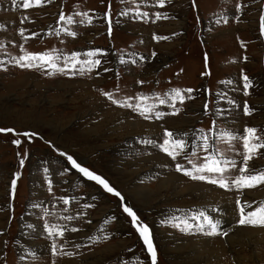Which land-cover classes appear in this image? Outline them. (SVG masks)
<instances>
[{
	"label": "rangeland",
	"instance_id": "374dc122",
	"mask_svg": "<svg viewBox=\"0 0 264 264\" xmlns=\"http://www.w3.org/2000/svg\"><path fill=\"white\" fill-rule=\"evenodd\" d=\"M193 2L197 7H193ZM240 2L245 5L242 15H233L237 0H170L162 9L168 19L143 23L118 17V10L132 4L127 0L123 5L119 0H111L114 26L109 38L102 16L109 0H51L50 4L45 0L43 6L30 9L13 4L12 0H0V61L6 69L0 70V128L14 129L12 133H0V264H51L49 242L41 234L43 214L39 208L29 207L34 202L49 206L51 197L44 183V167L49 168L48 176L53 181L56 196L67 194L79 201L74 200L67 206L52 201L55 207L50 210L57 216L48 219L56 222L58 216L65 214L60 210L68 207L70 212L66 214L77 217L68 222L69 226H76L80 231L68 233L67 238L87 245L78 249V256L56 257V264H121L122 260L125 264H139L140 260L150 264L119 199L71 169L54 149L73 155L121 192L125 203L150 225L158 264H264V228L234 224L237 218L234 192L191 181L176 173L173 167H161L171 164L170 158L158 148L138 143L148 137L162 142L165 127L176 132L207 128L213 117L203 115L204 88L211 90L214 100L216 92H227L241 103L247 99L256 109L250 117L243 116L242 111L239 114L233 111L230 121L235 123L229 122V127L241 132L245 124L264 127V37L259 35L264 0ZM61 5L66 13L75 5H79L80 10H95L98 18L92 25H72V30L78 33L75 38L47 35L48 26H55ZM141 10L151 14L160 9L149 4L141 5ZM224 14L230 17L227 24L219 19ZM25 16L28 19L22 24ZM116 20H120L119 25L115 24ZM21 27L28 29L27 40L19 35ZM32 31L39 35L31 37ZM153 34L169 38L156 41L152 39ZM20 45L33 52L56 48L65 54L99 47L104 50V66L120 72L119 81L115 72L104 73L103 67L94 70L91 79L87 74L83 77L47 76L46 69H20L11 62V57L20 54ZM118 50H123L125 59H130L128 53H135L132 58L136 63L119 65ZM241 69L254 84L248 97L231 91L233 85L220 83L227 79L238 83ZM96 71L100 72L99 76ZM138 79L146 83L135 84ZM117 83L120 97L137 92L162 93L170 87H190L196 90L195 98L186 101L177 115L144 121L112 105L97 91L98 88L113 90ZM217 106L227 107L226 101L219 99ZM159 108L168 111L167 106ZM24 132L36 135L26 137ZM14 139H20L21 144H13ZM234 146L239 149L240 142H235ZM217 147L226 149L223 143ZM26 150L27 158L24 157ZM186 151L192 149L189 147ZM225 154L233 155L227 151ZM21 158H25L23 167L19 166ZM255 166H264V157L256 158ZM17 171L21 175L13 200L10 181ZM170 179L173 182H169ZM163 183L168 185L167 189L161 187ZM242 199H264V187L244 190ZM85 203L94 207L83 209ZM216 204L223 214H212L222 219L223 228L230 229L226 237L185 233L160 223L173 213L182 215V210ZM81 210L85 213L84 219L79 218ZM108 217H114L103 225L109 238L95 243L88 241L87 237L97 234ZM28 224L34 227L29 229ZM205 241L209 243L210 252L203 247ZM23 249L35 252L37 259L26 256L24 262L19 261L20 255H26Z\"/></svg>",
	"mask_w": 264,
	"mask_h": 264
},
{
	"label": "snow or ice",
	"instance_id": "6c2138e0",
	"mask_svg": "<svg viewBox=\"0 0 264 264\" xmlns=\"http://www.w3.org/2000/svg\"><path fill=\"white\" fill-rule=\"evenodd\" d=\"M47 3H51V0H46ZM123 5L126 0H119ZM132 4V7H123L117 11L118 17L129 18L132 21H142L143 23H155L158 20L168 19L167 13L162 11L166 3H170V0H127ZM13 4H18L23 9H30L34 6H43L45 0H12ZM156 7L160 10L153 13L141 10V5ZM193 7L197 5L193 2ZM245 5L237 0L234 5L233 15L240 13L242 15ZM104 22L107 24V35L111 38L113 33V20H112V5L109 0L108 6L102 14ZM98 18L95 10H80L79 5H75L73 10L66 13L61 5L58 12V18L55 21V26L49 25V31L47 35H55L57 37L61 34L75 38L78 33L72 30L71 26L74 24H87L92 25L94 19ZM28 17H24L21 23L27 20ZM219 19H223L224 23L229 22V15L224 14ZM217 19V23L219 22ZM116 25L120 24V20L115 21ZM28 29L21 27L19 29V35L25 40L28 39L25 33ZM31 37L39 35L38 32L32 31ZM175 35V33L173 34ZM259 35L264 37V9L261 10L259 16ZM169 37L161 35H152V39L156 41L166 40ZM135 53H128L130 59H125L123 50H118L117 58L119 65L135 64ZM156 53L153 52L152 56ZM141 60L144 57H140ZM207 60V57L205 58ZM244 59H247L245 57ZM11 62L20 69H37L45 70L44 74L47 76H53L55 74H62L65 76L83 77L88 75L89 79L92 78V73L100 67H103L104 73L115 72L117 81L120 78V72L113 68L104 66L105 54L104 50L99 47H91L83 53L79 51H72L70 54H65L62 50L53 48L51 50H44L40 52H33L26 50L23 45H20V54L11 57ZM3 61H0V70H6L3 68ZM207 68V64H206ZM97 76L100 75L99 71H96ZM210 73H201L205 75ZM146 82L143 80H136L135 84L144 85ZM159 83V81H156ZM221 84L233 85L230 89L233 92L242 93L244 97L251 95L250 89L254 87L253 81L243 69L240 71L239 82H234L231 79L220 81ZM242 85V87H241ZM100 96L105 98L112 105H115L121 109L128 110L135 117H139L144 121H159L168 115H177L183 110V105L186 101H191L195 97L193 95V88L182 87H170L169 89L161 92L152 91L150 94L143 92H137L134 95L119 96L120 87L119 83L116 84L113 90H104L98 88ZM206 98L203 101V115L213 117L207 128H199L190 130L188 132H176L163 129L162 142H157L154 138H142L138 140V143L143 145H151L154 148H158L160 152L166 154L170 158L171 164H162L161 167H173L176 173L182 174L194 182H202L207 185L215 186L218 189L225 192H234V211L236 213V219L234 224L236 226H250L264 228V199L259 201H248L242 199L244 190L255 189L258 186L264 187V166H255V160L259 157H264V127L249 126L245 124L242 132L238 129H234L228 126V123H235L230 121V117L233 111H237V114L242 111L243 116L250 117L256 109L251 106L247 99L241 103L239 100L229 96L227 92H216L215 97L211 98V90L204 88ZM219 99L226 101L227 107H218ZM179 105V106H178ZM159 106H167L168 111L160 110ZM224 121L221 125L218 121ZM12 128H0V133H12ZM24 136L31 137L36 135L35 133L24 132ZM240 142V148H235V142ZM15 145H20V139H14L12 141ZM49 146L51 142L45 141ZM225 144L226 149L221 150L217 147L218 144ZM191 148V152H187L186 149ZM58 152L60 157H64L67 164L71 166L77 173L81 174L87 181L94 182L104 192L109 193L117 197L120 201V207L122 211L130 218V224L135 232L138 234L139 240L142 242L144 250L147 253L150 264H158V252L154 244V238L152 230L149 224L145 223L134 211L133 207L125 203V197L119 190L111 186L109 181L101 174L91 170L89 167L84 166L81 162H78L73 155L68 154L65 151L54 149ZM231 152L233 155L228 156L225 153ZM201 153L203 154L201 156ZM19 156L20 154L17 153ZM27 150L24 153V157L27 158ZM25 158L19 159V166L23 167L25 164ZM68 169L65 168L64 172ZM44 183L46 184V190L49 193L51 199L49 206L44 207L40 203H31L30 208H39L42 212V232L41 234L49 242L48 252L50 254L51 264H56V257L72 258L80 255L78 249L86 247L80 243H75L67 238L68 233H77L80 228L76 226H69L68 222H71L77 217L67 215L70 212L68 207H63L60 211L65 213L57 217L56 222H52L48 217H56L57 213L53 210L55 205L52 201L62 204L64 206L69 205L74 200L75 196H69L63 194L56 196L53 192V181L49 178V168L44 167ZM235 173V175H232ZM21 173L19 171L12 174L10 181V194L14 200L15 191L18 185V178ZM63 175V172L61 173ZM92 199H96L93 197ZM79 203L78 200H76ZM255 205V206H254ZM94 207L93 204L85 203L83 209ZM11 208V204H9ZM181 211V210H178ZM184 214L176 215L175 213L164 217L160 223L161 225H170L171 227L179 229L185 233H199L206 237L221 236L226 237L229 234L230 229L222 227V219L218 215L212 213L223 214V210L219 204L206 205L198 207L196 209L182 210ZM79 218L84 219L85 213L81 210L79 212ZM9 216V222L11 220ZM114 217H108L105 219L98 230L97 234L89 235L87 240L95 243L100 240H107L109 236L105 233L103 225L108 223V220ZM27 228L32 229V224L26 225ZM4 246H7V241L4 242ZM26 255H20L19 261L24 262L27 257H31L33 260L37 259L35 252L29 249H23ZM6 259V258H5ZM121 264H125L122 260ZM139 264H144L143 260H140Z\"/></svg>",
	"mask_w": 264,
	"mask_h": 264
},
{
	"label": "bare ground",
	"instance_id": "6f19581e",
	"mask_svg": "<svg viewBox=\"0 0 264 264\" xmlns=\"http://www.w3.org/2000/svg\"><path fill=\"white\" fill-rule=\"evenodd\" d=\"M128 144V143H127ZM141 176V175H140ZM173 179H174V181L176 182L177 181V178H175V177H173V176H171ZM142 178V177H141ZM173 179L171 180H169V182H173ZM176 186V185H175ZM162 188H168V185H166L165 183H163V185L161 186ZM161 189V188H160ZM195 189V188H194ZM155 192V191H154ZM231 208V207H230ZM224 209V208H223ZM228 211V210H227ZM224 222V221H223ZM230 226V225H229ZM229 229V228H228ZM244 231V230H243ZM248 231H250V230H248ZM253 231V230H252ZM231 232V231H230ZM240 232V231H239ZM232 236H234V235H232ZM250 236V235H249ZM235 237V236H234ZM255 237V236H254ZM258 238V237H257ZM256 238V239H257ZM248 239V238H247ZM259 239V238H258ZM257 239V240H258ZM183 240V239H182ZM202 241V240H201ZM260 242V241H259ZM203 247L204 248H206L207 247V251H209L210 252V250H211V248H210V246H209V243L208 242H204V245H203ZM95 258V257H94Z\"/></svg>",
	"mask_w": 264,
	"mask_h": 264
}]
</instances>
